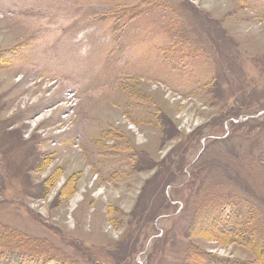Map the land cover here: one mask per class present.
Segmentation results:
<instances>
[{
	"label": "rangeland",
	"instance_id": "obj_1",
	"mask_svg": "<svg viewBox=\"0 0 264 264\" xmlns=\"http://www.w3.org/2000/svg\"><path fill=\"white\" fill-rule=\"evenodd\" d=\"M233 200L262 231L264 0H0L1 225L51 264H250L201 222Z\"/></svg>",
	"mask_w": 264,
	"mask_h": 264
},
{
	"label": "trees",
	"instance_id": "obj_2",
	"mask_svg": "<svg viewBox=\"0 0 264 264\" xmlns=\"http://www.w3.org/2000/svg\"><path fill=\"white\" fill-rule=\"evenodd\" d=\"M135 10L132 9L127 12L128 14L135 13ZM68 182L65 188L68 186ZM75 183L74 181V185L69 186L70 191L76 188ZM68 196L70 197L71 194L66 195V197ZM224 205L230 208L227 215H224ZM224 205H214L208 211L202 212L201 222L203 228L208 230L206 233H209L211 238L214 237L224 244L251 249L256 255V261L250 264H264V229L262 228V231L259 229L258 219H256L258 215L255 208L254 210L251 207L247 208L246 213L242 215L238 204L234 200L233 203L227 201ZM238 216L242 218L239 219ZM231 228L232 230H230ZM234 228H237L240 232L237 233L236 237H232ZM30 244L32 248L29 247ZM51 250V248H44V241L16 233L0 224V262L6 261V264H51L57 261V258L50 256L52 254ZM11 251L13 256L9 254ZM5 256L6 258L3 260ZM207 261L213 264H237L216 256H208L207 260L203 258L201 264H206Z\"/></svg>",
	"mask_w": 264,
	"mask_h": 264
}]
</instances>
